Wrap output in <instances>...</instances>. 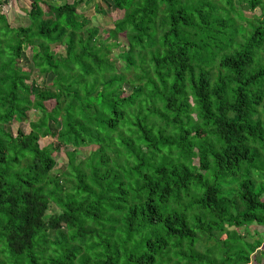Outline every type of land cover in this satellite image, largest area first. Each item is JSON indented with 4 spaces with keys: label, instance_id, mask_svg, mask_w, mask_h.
I'll use <instances>...</instances> for the list:
<instances>
[{
    "label": "trees",
    "instance_id": "1",
    "mask_svg": "<svg viewBox=\"0 0 264 264\" xmlns=\"http://www.w3.org/2000/svg\"><path fill=\"white\" fill-rule=\"evenodd\" d=\"M26 1L27 26L0 13V264H249L264 0H99L112 27L90 31L82 0ZM28 63L51 76L36 92ZM31 110L28 133L6 131Z\"/></svg>",
    "mask_w": 264,
    "mask_h": 264
},
{
    "label": "rangeland",
    "instance_id": "2",
    "mask_svg": "<svg viewBox=\"0 0 264 264\" xmlns=\"http://www.w3.org/2000/svg\"><path fill=\"white\" fill-rule=\"evenodd\" d=\"M83 3L80 5H77V10L79 12H83L85 16L91 21L90 28H88L87 31H90V29L94 25L99 26L100 28H111V17H103L100 14H96L93 11V6L95 3L99 2V0H82ZM0 13L4 14L7 17L8 22L10 23V26L17 27V26H27L28 24V18L25 16V11L27 10V6L29 5L28 1L26 0H0ZM103 6V5H102ZM244 12L246 15H251L253 12H251L252 9L248 8L246 5L243 7ZM108 11V10H107ZM106 11V12H107ZM112 13V12H111ZM255 13H258L255 11ZM45 17H48L49 14L46 13L44 15ZM113 17L114 15L111 14ZM101 40V37H99ZM59 51H62L61 48L58 49ZM28 52L25 53V57H28ZM28 61V60H27ZM27 65V64H26ZM27 67H31V63H28ZM121 67V64H119V68ZM31 69V68H30ZM50 75H47L46 77L41 76L37 73L35 69H31L30 74V83L31 87L33 89V92H36L38 88H42L48 85V80L50 79ZM42 85V86H40ZM45 107L48 109H51L54 106L53 101H48L44 103ZM34 115H38L37 112L31 110L28 114V118L26 121L18 123V122H11L5 126V129L7 132L11 134H15L16 130L20 129L24 133H28L30 131L29 123L31 120H34ZM58 126L54 125L53 129L57 130ZM50 141H55V139L50 138H42L40 139V145L43 147L44 145L48 144ZM59 152V150H58ZM57 154L54 156L56 159V167L53 170L54 172L59 171L61 169H65V159L62 154ZM58 157V158H57ZM83 158L82 154L81 156H78V160H81ZM59 165V166H58ZM59 210L54 207L52 203L49 204V210L47 212V216H49L50 213H58ZM251 230V229H250ZM248 228H242V229H234V228H228L225 230V232L219 234L220 239L225 238H233V239H243L247 245L252 246L253 238L251 237L250 231ZM257 231L264 232V227H258ZM49 235L52 236V232H49ZM250 235V236H248ZM252 239H251V238ZM255 240V239H254ZM264 243L258 248L254 247L253 254H250V263L249 264H264L263 262V254H264ZM227 246H233L234 248H241L242 246L240 244H228ZM218 262V261H217ZM217 264V263H216ZM232 264V263H229Z\"/></svg>",
    "mask_w": 264,
    "mask_h": 264
}]
</instances>
